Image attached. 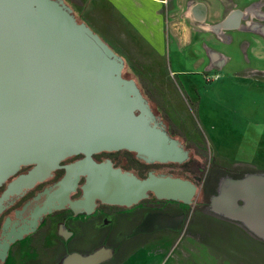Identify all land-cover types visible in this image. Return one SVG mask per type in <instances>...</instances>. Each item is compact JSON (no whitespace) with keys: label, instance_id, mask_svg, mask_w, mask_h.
<instances>
[{"label":"water","instance_id":"95a60500","mask_svg":"<svg viewBox=\"0 0 264 264\" xmlns=\"http://www.w3.org/2000/svg\"><path fill=\"white\" fill-rule=\"evenodd\" d=\"M124 67V58L64 0H0V186L21 166L33 165L8 184L0 210L10 194L62 167L66 174L50 193L45 213L68 205L75 214H92L97 200L130 207L151 193L195 203L200 188L190 179L154 171L140 178L92 158L121 149L147 163L182 164L190 158L136 80L123 75ZM79 154L84 158L61 164ZM82 175V195L72 199ZM223 183L212 201L217 211L264 236V174L227 176ZM110 255L105 248L73 253L64 263L98 264Z\"/></svg>","mask_w":264,"mask_h":264},{"label":"rangeland","instance_id":"374dc122","mask_svg":"<svg viewBox=\"0 0 264 264\" xmlns=\"http://www.w3.org/2000/svg\"><path fill=\"white\" fill-rule=\"evenodd\" d=\"M167 1L168 14H186L191 3L210 2ZM82 6L89 9V3ZM234 10L243 14L240 26L212 29V46H200L206 64L187 65L186 74L180 65L170 64L167 54L158 55L138 43L128 27H112L116 21L111 14V26L102 27L103 14L74 11L124 58L123 73L139 83L156 111L175 128L172 131L190 144L195 161L187 168L205 183L216 166L230 168L239 177L264 174V0H212V14ZM171 51L174 55L172 45ZM158 169L155 173L183 172L171 165ZM226 177L210 178L212 201ZM210 195L199 193L193 205L144 203L134 211L106 216L100 220L106 226L102 234L112 224L113 246L120 248L121 232L126 242L111 260V246L102 244L96 251L111 250L104 264H264V236L217 211ZM130 218L131 231L136 222V236L128 240ZM50 229L20 241L5 264H65L67 256L61 258L63 250L55 244L57 224Z\"/></svg>","mask_w":264,"mask_h":264},{"label":"flooded vegetation","instance_id":"af4514ba","mask_svg":"<svg viewBox=\"0 0 264 264\" xmlns=\"http://www.w3.org/2000/svg\"><path fill=\"white\" fill-rule=\"evenodd\" d=\"M160 117L162 118L161 115ZM187 148L191 153V148ZM82 158H84L83 154L75 155L65 159L61 164L65 165L73 163ZM92 158L98 163L111 161L115 167L131 171L140 178L145 177L151 171L158 172V166L166 164L157 162L147 163L139 158L135 152L126 149L98 151L92 154ZM32 167L33 165L21 166L16 174L9 177L4 184L0 186V198L3 197V194L11 181L15 180L22 174H26ZM226 170L235 172L230 168H227ZM161 173L162 172L159 174ZM65 174V168H58L53 171L50 176L37 181L31 187L10 194L7 199H4L2 202L3 206L0 210V264H5L7 262L20 241L28 237L37 236L48 230L51 231L50 228L55 224H57V232L59 234V237H57L58 241H56L55 244L63 250L61 258L73 253L88 255L104 246L102 244H106L107 246L109 245V247L111 246L110 248L114 253L108 260L114 259L116 255L121 252L122 244L124 245L126 242L123 240V232L120 233V248L117 246L114 247L112 244V238H114V225L111 224L108 226L107 228L110 229L107 234L104 235L102 233L105 231L106 226L101 223L100 220H104L106 216L114 217L117 214L120 215L122 212L130 210L134 211L137 206L144 203L152 204L164 202L162 201L164 199L154 200V197L152 196L154 194L151 193L148 198L144 199L147 201L130 207L104 204L97 200L95 210L92 214H75L68 205L62 209L54 208L51 212H43L42 210L46 203L51 199L50 193L57 189L58 182L65 176ZM209 175L208 182L205 183V181H202L198 187L200 188L199 193L203 196L211 194L210 205L212 206V187L214 185L209 183L210 178L215 176H221V178H223L224 176H230V174L224 173V171L220 169L218 170L215 167ZM85 181L86 176L82 175L78 181L76 189L70 194L72 199L81 197L83 192L82 185ZM165 201L169 202V200ZM55 203L58 204V201H55ZM35 221H37L36 224H34ZM129 221L128 226H130V234L129 236H126V239L128 238V240L130 237L136 236V222L131 231V218ZM6 243H8L7 246L5 245ZM107 261L98 264H104Z\"/></svg>","mask_w":264,"mask_h":264},{"label":"crops","instance_id":"0c3cea01","mask_svg":"<svg viewBox=\"0 0 264 264\" xmlns=\"http://www.w3.org/2000/svg\"><path fill=\"white\" fill-rule=\"evenodd\" d=\"M65 1L69 2L73 11L81 14H103L100 17L104 21L100 24L102 27L111 26L108 22L111 14L116 21L112 27H128L138 43H144L158 55L167 54L170 64L173 67L180 65L184 74L187 65L198 67L206 64L199 54L202 49L200 46H212L214 27H220L219 31L236 29L243 17V14H236L235 10L228 14H212V0L191 3L186 14H168L167 0ZM179 2L176 0L175 4ZM84 3H89V9L84 10ZM226 24L231 25L226 27ZM97 33L101 36V33ZM171 45L176 49L174 55Z\"/></svg>","mask_w":264,"mask_h":264},{"label":"trees","instance_id":"16d2710c","mask_svg":"<svg viewBox=\"0 0 264 264\" xmlns=\"http://www.w3.org/2000/svg\"><path fill=\"white\" fill-rule=\"evenodd\" d=\"M123 75H124L126 78H132V77L127 76L126 73H123ZM136 82H137V81H136ZM137 84H138V86L140 87V89H141L143 95L148 99V101H149V103H150V105H151V108H152V110L154 111V113H155L156 115H159V116L161 115V116H162L161 119H162V120L164 121V123L166 124V127H167L169 133H170L173 137L179 139V140L185 145L186 148H187V147H191L190 144H189L188 142H186V140L183 138L182 135H180L179 133H176L175 131H172V130H175V128L172 129L173 126H171V124H168V123L166 122V120L164 119L163 115L156 111L155 107H154V106L152 105V103H151V102H152L151 97H148L147 93H145V91L142 89V87L139 85L138 82H137ZM187 149H188V148H187ZM190 154H191V153H190ZM194 161H195V157L192 156V155H190V158H189L186 162H184V163H182V164H179V163H166V164H163V165H171V166L181 167V168L183 169V172H182V173H167V174H170V175H173V176H179V177H182V178L190 179L191 181L195 182V183L199 186V185L202 183V181L196 180L195 175L193 174V172H192L190 169L187 168V166H188L189 164L193 163ZM216 168H217L218 170L220 169V170L224 171V173H228V174H230V176H232V177H239V176H240L239 174H236V173L233 172V171H228V170H226V169H227L226 167H218V166H216ZM225 168H226V169H225ZM227 171H228V172H227ZM157 174H158V173H157ZM165 174H166V173H165ZM146 176H147V175H146ZM146 176H145V177H146ZM143 178H144V177H143ZM152 196L154 197V200H158L157 198H155L154 195H152ZM144 201H147V200H143V201H141L140 203H144ZM162 201H165V200H162ZM180 203H181V202H180Z\"/></svg>","mask_w":264,"mask_h":264},{"label":"bare ground","instance_id":"6f19581e","mask_svg":"<svg viewBox=\"0 0 264 264\" xmlns=\"http://www.w3.org/2000/svg\"><path fill=\"white\" fill-rule=\"evenodd\" d=\"M192 11L194 12V14H197L196 11H195V8H192ZM234 12H236V11H234ZM200 16H201V15H200ZM206 25H207V24H206ZM229 25H231V24H226V27L229 26ZM214 28H215V27H214ZM214 28H213V29H214ZM217 28L220 29V27H217ZM210 29H211V28H210ZM224 180H226V179H224ZM224 180L222 181V184H223V185H224V183H223ZM221 188H224V186L220 185L219 189H221ZM213 199H215V198H213Z\"/></svg>","mask_w":264,"mask_h":264}]
</instances>
